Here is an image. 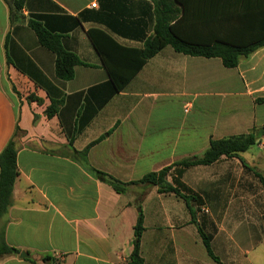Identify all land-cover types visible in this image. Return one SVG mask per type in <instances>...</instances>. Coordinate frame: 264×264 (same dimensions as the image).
Returning <instances> with one entry per match:
<instances>
[{"label": "crops", "instance_id": "obj_1", "mask_svg": "<svg viewBox=\"0 0 264 264\" xmlns=\"http://www.w3.org/2000/svg\"><path fill=\"white\" fill-rule=\"evenodd\" d=\"M223 1L192 0V19L198 23L203 12L213 19ZM240 7L264 11V0H241ZM153 10L152 0H22L11 24L0 0V153L13 139L18 171L0 232L9 247L28 255H6L0 264L47 256L55 264H127L139 214L143 264H216L199 230L211 236L221 264H258L252 254L264 246V215L257 209L264 189L254 172L264 181V47L225 68L220 59L166 46L117 92L87 32L142 49L153 34ZM29 21L82 63L71 79L57 77L55 55L40 45ZM106 52L125 74L130 59ZM52 101L58 108L48 117ZM242 135L256 143L182 175L205 214L192 204L191 216L184 201L156 187L129 185L117 194L91 172L132 183L199 157L210 141Z\"/></svg>", "mask_w": 264, "mask_h": 264}, {"label": "trees", "instance_id": "obj_2", "mask_svg": "<svg viewBox=\"0 0 264 264\" xmlns=\"http://www.w3.org/2000/svg\"><path fill=\"white\" fill-rule=\"evenodd\" d=\"M9 9V20L12 24L21 9L22 0H4ZM192 0H152L154 10L153 34L148 38L142 49H127L120 47L107 35L98 30H90L87 35L97 52L102 56L105 67L111 78L115 91H120L142 66L166 46L175 52L189 56L220 59L225 68H235L240 58L247 57L255 50L264 47V11L246 13L240 7L241 0H224L220 5L221 12L201 13L197 15L200 21L192 19L188 8ZM29 27L35 32L41 46L55 55V72L58 78L69 80L73 76V67L82 64L72 53L65 51L58 39L45 31L38 23L29 21ZM199 24V25H198ZM188 33L186 34V32ZM185 32V33H182ZM8 36L5 43H8ZM106 49L113 54L126 56L132 64L125 74L114 70ZM10 64V61L8 60ZM264 102V99L259 100ZM58 102H51L46 109L48 117L56 114ZM18 129H15V133ZM256 143L253 135H242L222 140L210 141L208 149L199 157L178 162L166 167L157 173L145 175L142 179L132 183H123L113 177L91 169L94 176L107 184L117 194H122L129 185H145L156 187L159 194H173L184 201L193 216L192 204L201 206V199L189 190L182 182L184 171L193 166H207L217 162L222 156L237 157L238 153L245 152ZM86 150V149H85ZM85 152V151H84ZM83 152V154H84ZM15 144L9 140L0 153V219L10 206L13 185L18 178L16 166ZM248 170H250L248 168ZM264 189V181L260 174L254 172ZM169 180V181H168ZM143 228V218L139 214L133 228L132 252L127 264H143L140 257L139 245ZM207 255L216 264L219 259L210 249L211 236L199 230ZM20 251L9 247L0 232V258L6 255H18ZM32 264H55L52 256L44 257L40 262L34 260Z\"/></svg>", "mask_w": 264, "mask_h": 264}, {"label": "rangeland", "instance_id": "obj_3", "mask_svg": "<svg viewBox=\"0 0 264 264\" xmlns=\"http://www.w3.org/2000/svg\"><path fill=\"white\" fill-rule=\"evenodd\" d=\"M204 209H205V207L199 206V207L196 208V213H198V214H201V213L205 214ZM257 209H258V211L260 213H262L264 215V204H261L260 205V203L257 202ZM261 220H263V224H264V216H263V218ZM241 226L239 228L233 229V233H232V237H233L232 240H233V242H232V244H234V240H238L237 234L242 231V229H243V227L245 225H241ZM263 248H264V246H263ZM263 248L261 250L260 249H256L253 252V254H252V256H254V258L258 260V261L256 260L258 264L264 263V250H263ZM233 250H234V255L237 257V261H239V262L240 261L241 262L244 261V259L242 258V256L238 253V251L234 247H233ZM257 256H258V258H257Z\"/></svg>", "mask_w": 264, "mask_h": 264}, {"label": "water", "instance_id": "obj_4", "mask_svg": "<svg viewBox=\"0 0 264 264\" xmlns=\"http://www.w3.org/2000/svg\"><path fill=\"white\" fill-rule=\"evenodd\" d=\"M19 258H21V259H25V258H28V255L25 254V253H23V252H20V253H19Z\"/></svg>", "mask_w": 264, "mask_h": 264}, {"label": "built area", "instance_id": "obj_5", "mask_svg": "<svg viewBox=\"0 0 264 264\" xmlns=\"http://www.w3.org/2000/svg\"><path fill=\"white\" fill-rule=\"evenodd\" d=\"M92 6H95V5H92Z\"/></svg>", "mask_w": 264, "mask_h": 264}]
</instances>
